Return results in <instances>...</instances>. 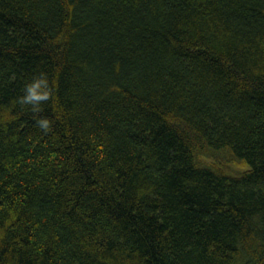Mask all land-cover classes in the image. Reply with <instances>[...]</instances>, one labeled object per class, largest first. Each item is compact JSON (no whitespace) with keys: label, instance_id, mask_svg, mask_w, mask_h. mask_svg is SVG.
<instances>
[{"label":"trees","instance_id":"obj_1","mask_svg":"<svg viewBox=\"0 0 264 264\" xmlns=\"http://www.w3.org/2000/svg\"><path fill=\"white\" fill-rule=\"evenodd\" d=\"M0 264H264V0H0Z\"/></svg>","mask_w":264,"mask_h":264},{"label":"clouds","instance_id":"obj_2","mask_svg":"<svg viewBox=\"0 0 264 264\" xmlns=\"http://www.w3.org/2000/svg\"><path fill=\"white\" fill-rule=\"evenodd\" d=\"M52 87L49 83L47 74L41 73L35 76L30 82L25 85L24 95L20 97L21 105H28L34 114L37 126L44 132H48L51 128L52 121L47 117H39L43 102L49 101L52 98Z\"/></svg>","mask_w":264,"mask_h":264},{"label":"rangeland","instance_id":"obj_3","mask_svg":"<svg viewBox=\"0 0 264 264\" xmlns=\"http://www.w3.org/2000/svg\"><path fill=\"white\" fill-rule=\"evenodd\" d=\"M225 169L228 170V172H231V173H238V172H241L242 170H244L246 168H245L244 163L233 162V163H229L228 165H226Z\"/></svg>","mask_w":264,"mask_h":264}]
</instances>
